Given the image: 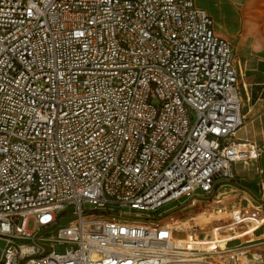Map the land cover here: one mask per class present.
Listing matches in <instances>:
<instances>
[{"label": "built area", "instance_id": "obj_1", "mask_svg": "<svg viewBox=\"0 0 264 264\" xmlns=\"http://www.w3.org/2000/svg\"><path fill=\"white\" fill-rule=\"evenodd\" d=\"M213 23L194 0H0V264H264L252 199L168 219L261 154Z\"/></svg>", "mask_w": 264, "mask_h": 264}, {"label": "crops", "instance_id": "obj_2", "mask_svg": "<svg viewBox=\"0 0 264 264\" xmlns=\"http://www.w3.org/2000/svg\"><path fill=\"white\" fill-rule=\"evenodd\" d=\"M213 19L215 33L227 39L236 59L244 125L237 137L255 143L261 154L234 164L232 187L264 207V0H194ZM190 228L191 222L186 224Z\"/></svg>", "mask_w": 264, "mask_h": 264}, {"label": "rangeland", "instance_id": "obj_3", "mask_svg": "<svg viewBox=\"0 0 264 264\" xmlns=\"http://www.w3.org/2000/svg\"><path fill=\"white\" fill-rule=\"evenodd\" d=\"M231 184V183H229ZM240 188L238 186H231L228 185L224 188L221 189V193L219 194V197L215 199V201H210V202H201L199 207L196 208H190V209H185L181 212L175 213L173 215H171L168 219H179V220H183L185 221V226H187L186 224L188 223V220L190 218L196 219V221H207L212 217V209L218 205H221V201H223V204L226 206H231L232 204L239 202V199H242L243 196V192L239 190ZM223 191L225 192L223 194ZM224 198V199H222ZM176 205L175 203H171L166 205L165 207H163L162 209H160V211H163L166 209V211H170L172 209V207ZM207 212V214H202L201 216H197L198 212ZM210 212V216H208V213ZM196 217V218H195ZM189 218V219H187ZM192 227L196 226V228H201L204 229L206 228V223H191ZM189 227V226H188ZM192 227L190 229H192ZM28 228L33 229L34 228V221L31 220L28 224ZM194 228V227H193ZM190 235V234H189ZM218 238V237H217ZM190 239V238H189ZM3 246V242L0 241V253H1V248ZM260 249V251L264 254V244L258 246ZM55 251L58 253H63L65 251V245H60V244H56L54 247ZM243 259L246 262H250V263H258L259 261H253L251 259H249V256H246L245 258L243 257Z\"/></svg>", "mask_w": 264, "mask_h": 264}, {"label": "bare ground", "instance_id": "obj_4", "mask_svg": "<svg viewBox=\"0 0 264 264\" xmlns=\"http://www.w3.org/2000/svg\"><path fill=\"white\" fill-rule=\"evenodd\" d=\"M197 214H199V213H197ZM202 215V214H201ZM201 215H198V216H201Z\"/></svg>", "mask_w": 264, "mask_h": 264}]
</instances>
